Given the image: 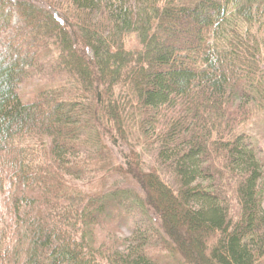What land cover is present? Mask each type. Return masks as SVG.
Segmentation results:
<instances>
[{
  "label": "trees",
  "instance_id": "trees-1",
  "mask_svg": "<svg viewBox=\"0 0 264 264\" xmlns=\"http://www.w3.org/2000/svg\"><path fill=\"white\" fill-rule=\"evenodd\" d=\"M0 47V264H264V0H0Z\"/></svg>",
  "mask_w": 264,
  "mask_h": 264
},
{
  "label": "rangeland",
  "instance_id": "rangeland-1",
  "mask_svg": "<svg viewBox=\"0 0 264 264\" xmlns=\"http://www.w3.org/2000/svg\"><path fill=\"white\" fill-rule=\"evenodd\" d=\"M244 132L245 134H248L247 140L251 144L249 149L254 153L253 155L259 160L260 158H264V114H261L257 116V118L253 119V123L250 124ZM125 231L127 236L132 235L127 228Z\"/></svg>",
  "mask_w": 264,
  "mask_h": 264
}]
</instances>
